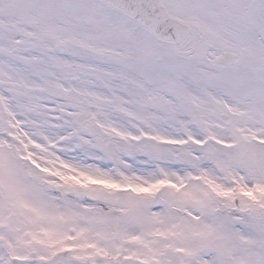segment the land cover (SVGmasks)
Returning a JSON list of instances; mask_svg holds the SVG:
<instances>
[{"label": "snow or ice", "instance_id": "6c2138e0", "mask_svg": "<svg viewBox=\"0 0 264 264\" xmlns=\"http://www.w3.org/2000/svg\"><path fill=\"white\" fill-rule=\"evenodd\" d=\"M0 264H264V0H0Z\"/></svg>", "mask_w": 264, "mask_h": 264}]
</instances>
